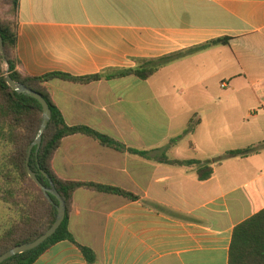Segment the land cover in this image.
<instances>
[{"label": "crops", "instance_id": "obj_1", "mask_svg": "<svg viewBox=\"0 0 264 264\" xmlns=\"http://www.w3.org/2000/svg\"><path fill=\"white\" fill-rule=\"evenodd\" d=\"M18 3L16 15L6 6V18L18 20L17 70L103 75L46 86L69 126L148 153L118 152L82 135L62 141L52 161L60 178L138 197L76 191L68 220L75 241L95 252L96 264H229L235 227L264 210V0ZM222 38L228 44L190 51ZM177 53L183 55L146 81L116 76ZM164 73L166 81H156ZM192 120L194 142L186 136L168 148ZM247 148L254 151L225 157ZM163 153L199 160L212 175L201 181L196 166L156 161ZM34 264L88 262L62 241Z\"/></svg>", "mask_w": 264, "mask_h": 264}, {"label": "trees", "instance_id": "obj_2", "mask_svg": "<svg viewBox=\"0 0 264 264\" xmlns=\"http://www.w3.org/2000/svg\"><path fill=\"white\" fill-rule=\"evenodd\" d=\"M18 4V0H0V8L10 5L13 7L15 15ZM0 33L12 79L42 95L52 110V119L43 135L39 153L36 156V148H34L29 166L45 187L49 188V179L52 180L57 192L66 203L65 220L54 236L37 249L14 256L2 264H34L52 246L62 241H69L78 247L88 264H96L98 257L95 252L89 247L77 243L68 229V220L72 212L76 191L85 189L97 193L119 195L130 200H137L138 197L114 187L64 180L53 170L54 155L60 148L62 141L73 135L86 136L101 146L118 152L128 151L144 157H147L148 153L127 149L122 143L92 128L69 126L60 110L52 102L50 90L46 86L48 82L54 79L88 84L101 80L103 75L81 78L62 73H50L39 77L23 75L17 70V66L20 64L17 47V18L6 19L0 16ZM229 40V38L218 39L190 51L204 50L215 45H226ZM182 55L183 53H177L150 60L145 65L123 70L116 76H134L146 81ZM3 62L4 59L0 52V180H2L0 183V200L15 212L16 218L0 233V256L16 246L35 241L51 228L56 215V208L29 176L26 166L29 147L36 139L42 123V106L36 99L28 95L18 94L9 87L2 70ZM195 131L196 122L192 120L183 135L172 140L168 148L177 144L184 137L194 134ZM253 151L254 148L230 151L226 153L225 157L247 156ZM222 159L223 157L219 158L216 163L219 164ZM156 161L196 166L197 176L201 181L208 180L212 175L211 167L199 160H170L163 153L157 156ZM45 174L48 175L49 179L45 177ZM51 198L57 206L58 200L53 196ZM229 264H264V210L235 227L229 251Z\"/></svg>", "mask_w": 264, "mask_h": 264}, {"label": "water", "instance_id": "obj_3", "mask_svg": "<svg viewBox=\"0 0 264 264\" xmlns=\"http://www.w3.org/2000/svg\"><path fill=\"white\" fill-rule=\"evenodd\" d=\"M0 52H1V55L4 59V62L6 64V68L4 69L3 74H4V77L6 79L7 84L9 85V87L13 91L17 92L18 94L28 95V96L36 99L37 101H39V103L42 106V109H43L42 123H41V126H40V129L38 131L36 139L33 141V143L29 147L26 166H27V171H28L29 176L33 179L35 184L44 192L45 196L48 198L50 203L52 205H54V207L56 208L55 222L51 226V228L49 230H47L39 238H37L35 241L16 246V247L12 248L11 250L7 251L6 253L2 254L0 256V264H2L14 256H17L19 254H23L25 252L37 249L38 247L43 245L46 241H48L52 236H54L55 233L58 231V229L60 228V226L62 225V223L65 220L66 203L62 199L60 194L57 192L52 180L49 179L48 175L45 174V177H47L50 181V187L49 188L45 187L39 181L37 174L34 171H32V169L29 166L31 155H32L34 148H36V156L39 153V150H40L41 144H42L43 135L46 132L48 125L52 119V110L42 95H40V94L36 93L35 91L27 88L26 86L14 81L12 79V77L10 76L9 64L6 61V54H5L4 43H3V38H2L1 33H0ZM51 196L55 197L58 200L59 204L57 206L55 205Z\"/></svg>", "mask_w": 264, "mask_h": 264}, {"label": "rangeland", "instance_id": "obj_4", "mask_svg": "<svg viewBox=\"0 0 264 264\" xmlns=\"http://www.w3.org/2000/svg\"><path fill=\"white\" fill-rule=\"evenodd\" d=\"M6 11H7L6 6L0 8V16L2 18H6ZM5 68H6V64H5V62H3L2 63V70L4 71ZM155 79H156V81L165 82L166 81L165 73L162 74L159 78H155ZM183 81H186V79ZM178 92H180L179 88H177V90L174 91V93H178ZM211 93H213L212 89L209 91L208 94H211ZM176 124H177L178 128L180 129V131L186 129L185 123L178 122ZM194 139L195 138L188 136L185 140L189 143H192V141L194 142ZM185 145H189V144L184 142L183 146H185ZM0 183H2V180H0ZM0 199H1V195H0ZM14 218H16L15 212L13 210H11L8 205H6L4 202H2L0 200V233L4 230V228H6L11 223V221Z\"/></svg>", "mask_w": 264, "mask_h": 264}]
</instances>
